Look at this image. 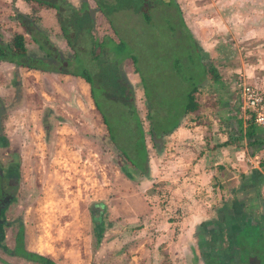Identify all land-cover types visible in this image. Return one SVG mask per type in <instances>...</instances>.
<instances>
[{
	"label": "crops",
	"instance_id": "1",
	"mask_svg": "<svg viewBox=\"0 0 264 264\" xmlns=\"http://www.w3.org/2000/svg\"><path fill=\"white\" fill-rule=\"evenodd\" d=\"M175 2L182 8L183 23L206 73L212 71L213 75L207 73L195 93V110L159 140L157 152L150 149L149 176L140 179L142 182L129 180L119 164L104 158L110 154V142L91 103L89 86L82 79L0 62V170L10 180L1 182L4 193L10 191L14 201L5 215L8 226L0 234V251L16 258L8 250L6 239L7 231L14 229L11 246L20 232L26 253L54 264H91L94 257L97 264L98 256L105 252L123 254L127 261L122 264H203L202 249L214 243L220 256L228 253L223 242L238 223L234 219L252 218L246 213L257 208L261 202L258 187L264 186V161L253 168L244 159L264 156V128L244 121L238 92L240 81L264 91V0ZM5 3L27 15L33 7L21 0H0V5ZM12 17V12L3 21L0 16V35L5 40L13 33H22ZM53 23L50 29L55 36L59 33L55 18ZM54 42L65 50L62 40ZM26 47L32 45L27 42ZM123 64L131 67L129 61ZM51 162L60 163L59 170L49 171L47 167L39 184L37 179L33 181L36 167ZM70 163L72 166L65 170V164ZM84 172L98 183L89 187L87 202L82 192ZM52 173L59 180L57 187L49 186L56 188L55 192L48 191ZM154 185H163L166 196L155 197L151 191L157 189ZM38 187L42 200L45 194L55 195L57 204H43L34 214L31 207L25 225L20 209L34 203L33 189ZM210 194H220V206L215 208L219 219L209 216ZM213 197L211 204L219 199ZM130 199L136 201L137 213L122 218L118 214L122 210L133 211ZM96 204L104 206L98 244L92 227L93 240H88L89 208ZM133 223L142 236H124V246L108 240L104 252L101 242L105 233L114 234V228Z\"/></svg>",
	"mask_w": 264,
	"mask_h": 264
},
{
	"label": "rangeland",
	"instance_id": "2",
	"mask_svg": "<svg viewBox=\"0 0 264 264\" xmlns=\"http://www.w3.org/2000/svg\"><path fill=\"white\" fill-rule=\"evenodd\" d=\"M96 1L99 3L100 1L101 2L103 1L105 7L103 14L100 15L96 14L94 34L96 36H102L105 33L110 35V31L108 30L107 24L103 19V18L105 19L109 18V21L112 25V29L115 30L117 34L119 35L122 34V36L117 37L116 35V37L121 41H123L125 45L128 47L129 51H131L137 57L139 71L137 70V73H135L134 70H132V67H129L128 64L125 67L124 64L121 63L120 66L118 65L119 68H116V72H114V74L110 70H107L106 67H104L101 71L98 70L96 74L94 72L91 79H92V87L94 88V92H93L94 102L97 107L95 111L100 116L101 115L103 116L107 128L115 133V137H117V140L119 141L122 147L129 146L131 143L128 141L126 134L129 132V128H130L129 122L133 120L135 124L138 125L137 126L139 127L138 130L141 131V134L144 138L146 148L149 154L150 151L149 143L147 141V137H145L146 136L145 133L148 129V124L146 123L145 120L146 108H145L144 91L147 97L148 96L152 97V102H154L155 104L153 110L151 111V116H153L154 118L153 124H155L156 122V125L160 126V124L163 123V119L161 116L163 110L168 107L169 108L171 107L174 110L175 113L174 117L177 119V117H179L180 115V111L177 110L178 109L177 104L178 102L180 103V101L182 100L181 97L183 94L180 76L183 77V75H185L187 72V64H188L187 54L192 53V56L194 54V57L198 59V55L196 53H198L199 50L197 49L196 51H194L195 48L193 47L191 42L188 40V38H186L185 35L181 34L180 30L176 27L178 18L179 17L181 19L183 18L182 15L183 11L182 8H180L179 5L175 2V0H155V2H152L151 0H141V3L140 0H131V2L134 3V5L130 4L131 2L128 3L126 0H99V1L96 0ZM77 2H79V0L73 2L75 3L73 5H76ZM89 3L91 6L93 5L90 1ZM136 3L138 4L140 3L138 8V13H140L139 9H145V11L149 14L150 21L148 23H145L143 20L141 21V16L138 13H134V6L136 5V7H138ZM31 6L33 7L31 11H29L30 12L29 15L32 14L35 18L37 17L38 26H41V23L43 22L42 24L43 27L41 26L42 30L46 31L47 33L50 32L48 33L50 35V39H52L53 41H57L58 39L54 38V33L52 32L53 30L50 29L52 28V26H54L53 23L54 18L52 17L54 15V10H52L51 12L48 11V9L40 8L35 4H32ZM13 11L14 10L11 9L9 4L5 3V5H0V16L2 18L1 20L3 21L4 18L7 16V14H9V12L13 13ZM110 17L112 19H110ZM166 23L168 24V26H171L172 28V33H170V36L166 32L167 31ZM117 28L121 34L118 32ZM0 38L2 40H5L4 36L0 35ZM198 54L200 55V52ZM172 57L178 61V63L176 64L180 65V68L178 67V65H176V71H174L173 69H169L168 67V63L170 62ZM194 70H195V65H194ZM141 72H145V73H141ZM118 76L121 79L126 80L127 84L130 86L132 98L134 99V109H135L134 110L135 112L132 111L133 113L132 118L129 117V113L124 109L125 106L123 104H120V101L114 96L117 94V93L115 94V91L113 89L114 78H118ZM260 90L264 92L262 89ZM157 121L160 122L158 123ZM143 133L145 136L143 135ZM110 144L108 143L109 145L108 151L110 152V154H106L104 158L105 157L106 159L110 158V161H113L114 163L117 164H121L118 157L113 151L112 145L110 146ZM69 157L71 158V155ZM59 165L60 163L57 162H51L50 164H48V166L46 165V167L45 166L43 167L42 164L41 166L38 165L36 167L37 172L33 173V175L35 176L33 177V181L37 179L36 181H38L39 184L42 170H45L48 167L49 171H51L52 169H54L55 171L59 168ZM70 165L72 166V163L65 164V170H68V168H70ZM92 165L93 166L95 165V160L92 161ZM83 168L84 167H81V169ZM85 170L86 168H84V171ZM91 176L92 175H90L89 172H84V175L82 177V179L84 180H81L82 184L84 185L82 188L83 189L82 192H84L85 195H87L84 199V201L86 202L88 201V199H90L89 194H87L90 191L89 187L91 185L93 186L95 185L97 187L98 184L96 183L95 179L91 178ZM57 177H58L57 174L52 173L50 175L51 182L48 184V188L49 186H54L57 183V181H59L57 180ZM67 179L70 180V178ZM162 186L156 185L155 187L156 188L159 187L161 189L163 188ZM166 188H169V186L167 185ZM129 189H131V187H129ZM258 189L260 190L259 195L261 202L259 203L258 201L257 208L253 209L252 211H248L246 213L248 214V217H252L250 219L251 222H249L248 226H243L240 223H234V228H235L234 230L238 232V234L233 237H230V235L227 236L226 243L223 242V244L226 247H231V248H233V246L237 247L236 255L238 258H234L229 261L225 259H220V264H249V263L264 264V203L262 200L264 196V186L260 184ZM51 190L55 192L56 188L55 189L49 188L48 191ZM48 191L45 189V192ZM217 191L216 189H214L215 193H218ZM33 194L35 196L33 201L34 203L25 205L24 210L23 208L20 209L22 220L25 221L24 223L25 225H26V216L28 219H30L29 215H30L31 207L33 208L32 213L34 214L38 212L39 209H41L43 204H46L47 206L52 204H57V202H55L57 200L55 195L47 196L45 194V197L42 200L40 187L34 188ZM216 195L217 197H219L217 203H214L215 205L211 204V201H213L214 199L213 196ZM216 195L210 194L208 198L210 199V209H211L210 210L211 213L209 214V216L211 215L212 219L220 218V212H216L217 209H215L220 206V194H216ZM133 196H135V194ZM161 201L163 200L161 199ZM161 201L159 202L160 204L163 203ZM138 203L141 204L140 199ZM129 206H130L129 208L133 209V211L129 209L122 210V212L118 213L119 215H121L122 218H124V216H127L128 214L129 216H135L134 214L137 213L136 201L131 200L129 202ZM212 207L214 208L212 209ZM35 209H37V211H35ZM140 212L142 211H139L138 213ZM178 215L180 216V213H178L177 216ZM105 218L106 220H108V215L105 216ZM28 219H27V224H28ZM253 219L255 221H252ZM234 220L238 221L239 219H234ZM133 224L134 225L132 226L124 225L123 227L120 225L121 228L120 226L114 228L115 230L114 234H111V232L105 233L106 238L103 242H101V245L103 244L102 246L105 247L104 242H107L108 240H112V241L116 240L118 241V244H120V246L121 245L124 246L127 245L125 242L123 243L124 236H130L133 239H136L137 236L141 237L142 233H139V230H137L136 223ZM91 227L92 226L90 222L89 225L90 229H88L89 230L88 234L90 235V239L88 240H93V237L91 236L92 233ZM23 230H25V228ZM13 232L14 229L10 230V232L7 231L8 235L6 239L8 238L7 240V246H9L8 250L15 253L16 258L10 257L8 256L7 253L0 251V256L2 257L1 261L3 262V264H29V263L31 264V262L28 263L18 259L25 257L27 254L24 251L20 242L21 239L20 232L15 236V239L13 241L14 244L13 246H11L12 243L11 239L13 238ZM224 234L223 236H225ZM229 239L234 242L229 243ZM103 250L105 252L106 247L103 248ZM204 251L205 250L202 249L201 252V256L203 255L201 257V261L203 264H218L216 260H212L209 257V253H204ZM119 254H112L105 252L102 257L98 256L97 264H122L123 262H126L127 261L125 260L126 257L123 256V254L118 256ZM229 255H231V252H229Z\"/></svg>",
	"mask_w": 264,
	"mask_h": 264
},
{
	"label": "trees",
	"instance_id": "3",
	"mask_svg": "<svg viewBox=\"0 0 264 264\" xmlns=\"http://www.w3.org/2000/svg\"><path fill=\"white\" fill-rule=\"evenodd\" d=\"M21 1L24 3L35 4L40 8L54 10V18L59 31L54 37L64 42L65 50L59 49L56 42L49 38L50 35L42 30L41 26H38L37 17L35 18L32 14H21L14 10L12 19L22 33H13L7 40H2L0 38V62L9 63L14 67H21L27 70L38 71L40 73H53L79 77L89 86V96L94 109H97L94 102V88L92 87L91 79L94 72L96 74L98 70L101 71L106 67L107 70H110L114 74L116 68H119L118 65L120 66L124 61L130 62L132 70H134L135 73H137V70L139 71L137 57L129 51L123 41L117 38L122 36V34L118 28L117 30L121 35L117 34L116 31L112 29L109 18L105 19L102 17L107 24L111 35L103 34L102 36H96L94 34L96 14L100 15L104 12L105 4L103 1H100L99 3L96 0H79L76 5H73L68 0ZM89 1L93 4L92 6ZM126 1L128 3L131 2V0ZM140 3H136L138 7H136V5L134 6V13H138ZM130 4L134 5L133 2ZM139 12L141 13H138L141 16V21L143 20L145 23H148L150 17L145 9H139ZM110 19L112 18L110 17ZM176 27L180 30L181 34L188 38L195 48L194 51H196V45L191 35L187 32L180 17L177 20ZM166 28V32L170 36L172 28L171 26H168V24L166 25ZM27 42L32 45L29 49L26 47ZM198 53H196L198 59L194 57V54L192 56V53L187 54V72L183 77L180 76L183 94L181 97L182 100L177 104V110L180 111V115L177 119L174 117V110L171 107H168L163 110L161 116L163 123H161L160 126L156 125V122L153 124L154 118L151 116V111L155 104L152 102V97H147L144 91L146 108L145 120L148 124V129L145 133L146 136L144 133L143 135L147 137L149 149L154 150L155 152H157L159 140H162L170 134L188 113L195 110L197 107L195 93L198 88H200L207 73L210 76L213 75L212 71L206 73L204 62L201 55ZM176 63H178V61L172 57L168 63L169 69L176 71V65L180 68V65ZM113 89L115 94L117 93L114 96L120 101V104L125 106L124 109L129 113V117L132 118V111L135 109L130 86L127 84L126 80L121 79L118 76V78H114ZM100 118L106 129L107 138L113 147V151L121 163L118 165V168L131 181L137 182L140 179L147 180L149 176L148 151L141 131L138 130V125H136L133 120L129 122L130 128L126 136L131 143L129 146L122 147L117 140V137H115V133L107 128L102 115ZM157 188L158 189L156 190L151 189L153 195L158 198L165 197L166 190L160 189L159 187ZM103 209L104 206L100 204H96V206L92 205L89 208L92 231L94 238L96 239V244L99 243V234L102 230ZM249 222H251V220L245 218V216H242L238 220V223L243 226H248ZM234 229L235 228L231 229L230 237L238 234ZM231 242L234 241L229 239V243ZM216 246V243L210 244L206 247L204 253H209V257L212 260H216L218 264H220V259L228 261L234 259L233 257L237 253V247H228V251L231 252V255H229L228 252L225 255L220 256ZM26 254L27 255L22 257V259H26L31 262V264H54L50 260L37 255ZM91 264H96L95 257L92 258Z\"/></svg>",
	"mask_w": 264,
	"mask_h": 264
},
{
	"label": "built area",
	"instance_id": "4",
	"mask_svg": "<svg viewBox=\"0 0 264 264\" xmlns=\"http://www.w3.org/2000/svg\"><path fill=\"white\" fill-rule=\"evenodd\" d=\"M240 107L244 121H251L255 126L264 128V92L257 86L239 83ZM245 162L253 168H258L264 161V156H247ZM264 201V196H263Z\"/></svg>",
	"mask_w": 264,
	"mask_h": 264
},
{
	"label": "flooded vegetation",
	"instance_id": "5",
	"mask_svg": "<svg viewBox=\"0 0 264 264\" xmlns=\"http://www.w3.org/2000/svg\"><path fill=\"white\" fill-rule=\"evenodd\" d=\"M5 175L6 172L0 170V234L3 232L5 227L8 226V223L5 219V215L9 212V207L11 208L13 206L12 204L14 203L12 197H10V195L8 194L10 191L4 193V188L1 181L6 178L4 181L8 180V182L6 183L10 182L8 176ZM2 239L3 237L2 238L0 237V245H2L1 244Z\"/></svg>",
	"mask_w": 264,
	"mask_h": 264
},
{
	"label": "water",
	"instance_id": "6",
	"mask_svg": "<svg viewBox=\"0 0 264 264\" xmlns=\"http://www.w3.org/2000/svg\"><path fill=\"white\" fill-rule=\"evenodd\" d=\"M254 264H256V263H254Z\"/></svg>",
	"mask_w": 264,
	"mask_h": 264
}]
</instances>
